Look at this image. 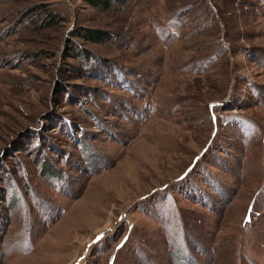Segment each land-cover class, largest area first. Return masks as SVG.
Segmentation results:
<instances>
[{"label":"rangeland","instance_id":"rangeland-1","mask_svg":"<svg viewBox=\"0 0 264 264\" xmlns=\"http://www.w3.org/2000/svg\"><path fill=\"white\" fill-rule=\"evenodd\" d=\"M0 264H264V0H0Z\"/></svg>","mask_w":264,"mask_h":264},{"label":"trees","instance_id":"trees-1","mask_svg":"<svg viewBox=\"0 0 264 264\" xmlns=\"http://www.w3.org/2000/svg\"><path fill=\"white\" fill-rule=\"evenodd\" d=\"M77 1H83L89 6L100 9L103 11H121L124 9L125 5L129 0H77ZM42 10H40V13L44 15L43 19L41 20V23L43 22L44 27H50L55 26L56 24L60 23V16L56 14L55 12H52L50 10H44V6H41ZM62 21V20H61ZM72 36L76 39H80L84 41L85 43H93V44H103L105 42H108L115 38V34L108 32L106 30L102 29H92V28H85V27H76L72 30ZM75 52L74 58H77L81 62L88 61L89 52L87 50H81L75 47L73 49ZM72 70H78L76 66L70 65Z\"/></svg>","mask_w":264,"mask_h":264}]
</instances>
